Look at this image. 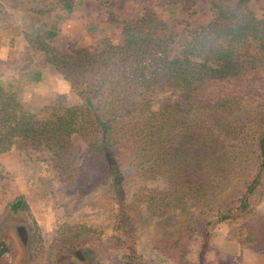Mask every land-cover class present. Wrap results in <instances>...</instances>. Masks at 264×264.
Listing matches in <instances>:
<instances>
[{
    "label": "trees",
    "instance_id": "16d2710c",
    "mask_svg": "<svg viewBox=\"0 0 264 264\" xmlns=\"http://www.w3.org/2000/svg\"><path fill=\"white\" fill-rule=\"evenodd\" d=\"M198 1L170 0L167 7L184 11ZM204 1L212 20L187 31L190 41L171 57L175 35L152 11L120 22L118 43L103 38L94 50L70 45L58 52L51 43L75 0H0V43L23 37L30 57L20 73L28 81L53 67L64 80L86 84L85 107L70 108L54 96L37 109L12 90L18 79L0 81V154L18 141L43 146L71 187L83 185L84 171L92 174L84 186L99 190L107 205L112 245L122 249L118 264H143L136 253L149 219L151 250L178 264H193L182 256L196 233L215 222L237 225L244 249L264 251V211L256 209L264 198V18L249 10L250 0ZM15 13L26 21L19 28ZM77 145L87 157L83 168L74 162ZM125 169L139 180L164 179L166 189L130 195ZM6 206L11 213L28 210L22 197ZM100 234L79 226L73 243L63 241L98 258Z\"/></svg>",
    "mask_w": 264,
    "mask_h": 264
},
{
    "label": "rangeland",
    "instance_id": "374dc122",
    "mask_svg": "<svg viewBox=\"0 0 264 264\" xmlns=\"http://www.w3.org/2000/svg\"><path fill=\"white\" fill-rule=\"evenodd\" d=\"M169 2L75 0L71 17L60 24V33L51 45L55 51L66 52L70 45L94 50L103 38L118 43L120 22L136 20L145 11H152L166 21L168 29L175 35L170 56L176 57L190 41L187 31L207 26L212 13L204 0L184 11L181 6L169 10ZM248 8L258 19L264 18V0H250ZM12 21L18 28L26 23L18 13L13 15ZM0 44V81L5 83L18 79L21 84H15L12 90L18 91L23 102L40 109L54 96H60L70 108L85 107L81 98L86 85L84 78L70 82L53 67H47L42 70L38 82H30L20 73L27 67L30 57L23 37L8 36L2 38ZM77 146L79 150L74 162L83 168L87 157L84 148ZM124 173L125 188L130 195L138 189H166L164 179L144 181L131 175L129 170L125 169ZM87 175L86 171L82 173L90 182L93 175ZM84 182L80 187H71L70 182H63L53 168L51 154L43 146H29L18 141L11 151L0 154V243L6 248L0 264H118L116 255H120L122 249H118L119 243L115 244L116 249L112 245L114 233L112 223L107 219V205L100 196L101 192L87 189ZM18 197L24 199L28 210L26 213L8 212L6 205ZM256 209L264 211V198L256 202ZM148 223L146 235L136 253L142 257L143 264H178L151 250L153 220L149 219ZM79 226L101 233L103 251L100 257L96 258L90 248L69 247L63 241L73 243V235ZM204 240L206 245L202 242ZM244 242L245 236L237 225L215 222L196 233L190 251L182 257L193 264H264V251L244 249Z\"/></svg>",
    "mask_w": 264,
    "mask_h": 264
}]
</instances>
